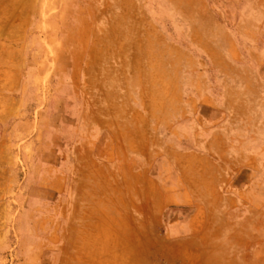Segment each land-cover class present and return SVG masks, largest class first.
<instances>
[{
	"label": "rangeland",
	"instance_id": "obj_1",
	"mask_svg": "<svg viewBox=\"0 0 264 264\" xmlns=\"http://www.w3.org/2000/svg\"><path fill=\"white\" fill-rule=\"evenodd\" d=\"M123 93L144 117L104 124ZM122 154L151 264H264V0H0V264H142L64 255L71 216L110 227ZM164 206L191 235H160Z\"/></svg>",
	"mask_w": 264,
	"mask_h": 264
},
{
	"label": "crops",
	"instance_id": "obj_2",
	"mask_svg": "<svg viewBox=\"0 0 264 264\" xmlns=\"http://www.w3.org/2000/svg\"><path fill=\"white\" fill-rule=\"evenodd\" d=\"M176 14H183V13H176ZM184 14H188L187 12ZM161 30H158V33H155V40H160L162 38ZM162 45L159 47L161 48ZM156 49V48H155ZM161 49L156 50V52L159 53V55L154 56L155 57V63L161 64L166 63V60L161 59L160 52ZM160 77V76H159ZM142 79L150 78V75L146 77L145 74H143L141 77ZM155 78V77H154ZM120 97V100L117 103L113 104H107L104 103L99 108L98 106L94 108L96 111H108L109 108L113 109V111H116L119 114L118 119H111L109 123H104L106 125H112L119 128H129L135 125L133 122V118H131V115L134 113H139L140 116L144 117L143 113H145L146 108L145 104H143V98L142 100L139 99L140 94L135 95L139 99L136 105L130 104L128 101V96L126 93L118 95ZM131 115H130V114ZM123 114H126V116H122ZM142 121H144L142 119ZM143 125V123H142ZM115 142V138H112ZM122 144H128L130 140L128 138H123L119 140ZM126 156V157H125ZM128 154L124 155H117L113 168L111 169L112 176H113V184L111 187L112 192L118 193V196L121 197L123 200L119 204L117 202L116 205L111 204L108 208L105 207L104 210H98L102 215H106L108 212L110 213L111 217V223L110 227H104V226H97L95 224L100 223L99 218H96L93 220L92 223H90L85 231V235L82 234V221H78L76 218H71L69 220V224L72 225L73 223V231L70 230L69 238L67 237V229L65 226L64 229V243H63V249H64V255L67 254L68 247L70 248V254L71 255H86L87 257L91 256H126V255H142L144 257L142 264H151L150 259L147 257H150V249L146 248V244L148 241L152 238V213H151V207L148 205L146 206L144 202L140 201V195L137 196L138 203L135 206V193H144L146 191L145 186L139 185V184H131L128 185V179L134 175L133 168L129 167H123L122 165V159H128ZM105 159V158H104ZM120 160V161H119ZM128 164V165H129ZM103 165V163H102ZM103 168H102V174H103ZM138 173H141V171H138ZM114 179L116 182H114ZM127 182V183H126ZM131 186V187H130ZM109 190V189H108ZM144 197H142V201H144ZM119 204V205H118ZM173 204V203H172ZM170 206V205H169ZM172 206V205H171ZM168 206H164L158 210L154 215L153 219L155 220L156 224L158 226H155L156 229L160 230V235L168 234L170 238L172 239H180L184 236L191 235L192 234V222L193 218L195 217L196 211H194L192 214H190L185 219H180L176 216L175 218H170L168 221V226L164 231V217L163 213L166 211ZM176 211V210H175ZM74 220V221H73ZM73 221V223H72ZM78 221V222H77ZM89 222V220H88ZM102 222V221H101ZM106 222V221H105ZM78 225L80 226H77ZM94 223V224H93ZM106 224V223H104ZM95 225V226H94ZM93 226V227H92ZM72 229V228H71ZM110 231V232H109ZM112 232V233H111ZM135 241H138L135 243ZM134 243V244H133ZM142 244V247H134V251L128 247L131 244L134 246H137V244ZM74 264V263H73ZM139 264V263H138Z\"/></svg>",
	"mask_w": 264,
	"mask_h": 264
},
{
	"label": "bare ground",
	"instance_id": "obj_3",
	"mask_svg": "<svg viewBox=\"0 0 264 264\" xmlns=\"http://www.w3.org/2000/svg\"><path fill=\"white\" fill-rule=\"evenodd\" d=\"M9 3V2H8ZM2 9V8H1ZM13 19V18H12Z\"/></svg>",
	"mask_w": 264,
	"mask_h": 264
}]
</instances>
